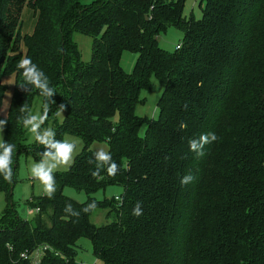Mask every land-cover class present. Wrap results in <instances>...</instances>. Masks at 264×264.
Masks as SVG:
<instances>
[{
	"label": "trees",
	"instance_id": "16d2710c",
	"mask_svg": "<svg viewBox=\"0 0 264 264\" xmlns=\"http://www.w3.org/2000/svg\"><path fill=\"white\" fill-rule=\"evenodd\" d=\"M200 1L203 17L188 21L186 0H0V107L3 77L16 80L3 137L15 145V175L11 184L0 176L7 201L0 264H34L21 254L44 246L49 250L38 264H79L82 238L92 243L96 264H264V0ZM26 7L37 20L31 35L22 34ZM170 27L185 35L174 53L158 42ZM77 34L92 38L89 62ZM125 51L137 54L132 73L122 66ZM21 57L31 58L57 92L42 127L52 123L56 139L71 134L84 141L71 169L55 174L54 197L29 200L30 209L39 208L31 220L17 214L12 200L18 162L21 153L41 157L44 149L27 148L29 132L17 118L23 104L34 112L42 97L20 87ZM153 76L164 92L159 117L148 120L136 111ZM205 133L218 139L198 157L189 140ZM94 141L108 143L120 165L115 177L102 171L93 178ZM188 174L195 179L182 185ZM67 185L84 189L87 201L65 197ZM111 186L122 189L119 200L94 197ZM93 198L97 209L84 213ZM69 203L79 217L64 212ZM97 212L106 224L92 222Z\"/></svg>",
	"mask_w": 264,
	"mask_h": 264
},
{
	"label": "rangeland",
	"instance_id": "374dc122",
	"mask_svg": "<svg viewBox=\"0 0 264 264\" xmlns=\"http://www.w3.org/2000/svg\"><path fill=\"white\" fill-rule=\"evenodd\" d=\"M94 0H82L83 4H90ZM200 0H186L185 8L183 11V15L188 21H195L200 20L202 15V8L200 6ZM33 10L28 7H26L22 13V21H23V27H22V34L23 35H31V33L34 31L35 25L37 20L35 19ZM30 32V33H29ZM184 32L183 30L176 29L174 27L168 28L165 32L161 33L158 37L159 46H161L163 49L174 53L177 51V47L183 43L184 40ZM76 41L78 43V47L82 52V60L84 62H89L91 60L92 55V38L77 34L76 35ZM23 43L21 46V50L24 49ZM24 52V50H23ZM121 62L124 70L127 73H132L134 70V67L136 65V59L137 54L135 55L132 52L125 51L123 52V55L121 57ZM3 84L6 86V91L3 94V101L2 105L0 107V120H8L9 116V106L13 97V90L15 85V77L13 75H7L4 76ZM153 86L152 89L149 91H144L142 93V98H145L143 103L138 104L137 108V115L147 117L148 120L157 119L159 117V108H158V101L161 98L163 92H164V86L161 81L157 79L156 76L152 77ZM7 101V107L5 108L4 103ZM43 102L42 98H38L34 104V112L41 113L43 112ZM65 116V110L64 112H61V114L58 116V122L61 123ZM115 123L118 122V118L114 120ZM49 126H45L43 128L51 127L52 123H49ZM6 129V124L3 127V129H0V142L3 141L4 133ZM147 129V126L144 124L141 129V135H144L145 131ZM28 141L27 148L29 150L35 149L38 144L34 141L31 134L28 135ZM63 140H68L70 142H74L77 144V151L74 155V161L75 158L80 154L84 147V141L82 138L66 134L63 137ZM103 147L106 151H109L108 143L106 142H99L94 141V143L90 146V150L92 153L96 151L97 149ZM40 149H44L41 145ZM41 157L37 156V154H33L30 151L24 152L20 154L19 162H18V168H17V181L15 182L14 190H13V199L17 214L21 217L27 218L29 220L33 219L37 214L32 213V209L28 207V202L30 199H34L36 201L37 198H40L42 196H45L42 192V187L39 185L38 181H34L31 179L29 174V167L31 163H36L40 160ZM73 161V163H74ZM72 163V164H73ZM71 167V166H70ZM61 168L58 171H56L55 174H64L65 172L69 171L71 168ZM122 192V189L118 186H111L107 188L106 190H100L96 192L94 195L95 198L99 200L104 199H114L115 196H119ZM64 196L71 198L76 203H84L87 201L88 197L84 189H77L73 186L67 185L64 190ZM7 206V201L5 200V196L3 193L0 192V216L3 213ZM33 208V207H31ZM30 211V213L28 212ZM92 222L97 225H103L106 224V218L103 213L97 212L92 217ZM79 248H78V263L79 264H96L97 259L93 256L92 251V243L82 238V240L79 241ZM43 249V248H42ZM44 250H39L37 254L32 255L31 259L38 258L39 255H43L45 253Z\"/></svg>",
	"mask_w": 264,
	"mask_h": 264
},
{
	"label": "clouds",
	"instance_id": "9594fccd",
	"mask_svg": "<svg viewBox=\"0 0 264 264\" xmlns=\"http://www.w3.org/2000/svg\"><path fill=\"white\" fill-rule=\"evenodd\" d=\"M16 68L18 71L22 70L23 83L20 84V87L26 91L37 90L39 95L45 100L42 114H33L31 108L25 103L20 107L21 116L17 119L18 122L22 123L23 128L31 134L34 141L44 148V151L40 154V160L30 164L29 174L31 179L39 182L43 194L52 199L56 192L55 173L61 168H68L72 165L77 151V144L68 140L56 139L54 129L42 127L48 119L50 108L47 102L51 101L55 103L52 97L57 93L50 86V81L45 73L29 57H21L16 64ZM4 106L5 108L7 107V101L4 103ZM64 110L65 105L61 104L58 107L56 115L59 116ZM6 123V120H0V129H3ZM186 127V123L181 122L180 128L184 129ZM217 139L218 137L215 133L201 134L198 139L189 140V149L198 157L203 156L205 154L203 151L205 146L217 141ZM14 148L15 145L7 141L0 142V176L9 184L13 183L15 175L12 167ZM93 155L94 159H89L88 161L89 164L95 165V169L92 172L93 178H100L102 171H106L110 177H115L120 171V165L113 160L110 152L106 151L103 147L94 151ZM194 179L193 175L188 174L181 179L180 183L188 185ZM116 199L119 200L120 196H117ZM96 209L97 201L93 198L90 203L85 204L82 211L87 214L94 212ZM64 212L75 217H79L80 215V212L75 211L70 203L65 206ZM132 215L137 218L143 215L142 202L138 201L135 204ZM21 255L23 256V253Z\"/></svg>",
	"mask_w": 264,
	"mask_h": 264
},
{
	"label": "built area",
	"instance_id": "2783aa9c",
	"mask_svg": "<svg viewBox=\"0 0 264 264\" xmlns=\"http://www.w3.org/2000/svg\"><path fill=\"white\" fill-rule=\"evenodd\" d=\"M181 47H182V44L179 45V46L177 47V50H180ZM38 211H39V208H37L36 210L32 211V213H33V212L37 213ZM28 212L30 213V211H28ZM48 248H49V247L44 246L43 249H41V250H44V249H45V251H46V250H49ZM37 253H38V252H34V253H32V254H28L27 252H24V253H23V256L21 255V258H22V259H23V258H25V259H31L32 255L37 254ZM41 256H42V255H39L38 258L36 259V261H35V259H32L33 262H34V264H38V263L40 262V257H41Z\"/></svg>",
	"mask_w": 264,
	"mask_h": 264
},
{
	"label": "crops",
	"instance_id": "0c3cea01",
	"mask_svg": "<svg viewBox=\"0 0 264 264\" xmlns=\"http://www.w3.org/2000/svg\"><path fill=\"white\" fill-rule=\"evenodd\" d=\"M30 9V8H29ZM34 20H35V18H34ZM30 33V32H29ZM24 50V52H25V48L23 49ZM122 59V58H121Z\"/></svg>",
	"mask_w": 264,
	"mask_h": 264
}]
</instances>
